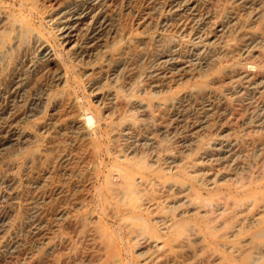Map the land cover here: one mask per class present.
Masks as SVG:
<instances>
[{"label":"rangeland","instance_id":"1","mask_svg":"<svg viewBox=\"0 0 264 264\" xmlns=\"http://www.w3.org/2000/svg\"><path fill=\"white\" fill-rule=\"evenodd\" d=\"M0 264H264V0H0Z\"/></svg>","mask_w":264,"mask_h":264},{"label":"bare ground","instance_id":"2","mask_svg":"<svg viewBox=\"0 0 264 264\" xmlns=\"http://www.w3.org/2000/svg\"><path fill=\"white\" fill-rule=\"evenodd\" d=\"M250 1V0H249ZM93 2V1H92ZM88 7V6H87ZM88 12V11H87ZM74 16V15H73ZM86 19V18H85ZM71 24V23H70ZM70 27V26H69ZM67 31V30H66ZM68 37V36H67ZM42 52V51H41ZM47 55V54H46ZM43 57V56H42ZM86 118V117H85ZM84 119V118H83ZM258 119V118H257ZM91 122V120H90ZM259 122V121H258ZM224 153V152H223Z\"/></svg>","mask_w":264,"mask_h":264}]
</instances>
